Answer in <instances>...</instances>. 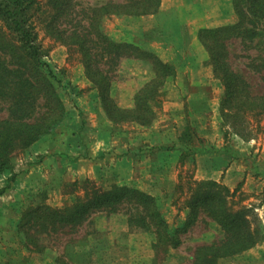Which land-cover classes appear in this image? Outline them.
<instances>
[{
  "label": "rangeland",
  "instance_id": "rangeland-1",
  "mask_svg": "<svg viewBox=\"0 0 264 264\" xmlns=\"http://www.w3.org/2000/svg\"><path fill=\"white\" fill-rule=\"evenodd\" d=\"M107 1L77 3L82 7ZM45 2L41 0L40 6L34 7L32 26L42 61L49 64L58 82L54 85L65 115L52 134L27 148L13 150L6 169L0 172V189H4L0 195V264H188L196 248L219 242L223 237L220 227L206 217L205 208L197 213L196 220H190L193 204L200 201L197 194L213 191L208 183L213 181L196 176L198 166L203 164L197 155H205L204 167L209 170L214 159L208 156L213 152H222L215 159L221 168L230 154L244 152V143H253L257 159L264 152V112L249 104L240 106L225 87L224 76L238 74L246 82L243 88L247 93L264 97V70L256 71L258 63L252 60L257 54L250 42L214 33L238 23L233 0H200L199 5L183 10L182 19L180 12L173 9L160 17L161 23L153 21L155 36L165 33L172 39L181 24V31L186 27L182 40L189 42L187 28L196 20L198 57L205 61V74L210 81L204 87L207 97L203 101H195L174 118L167 115L159 121L162 107L174 90L176 74L174 64L162 63L155 54L157 64H153L162 85L157 89L160 103L151 107L156 117L148 126L114 124L103 113L101 104V111L95 109V101H100L85 77L78 49L56 41L46 32L47 14H42L48 10ZM141 17L109 15L101 27L115 43L136 44L133 36H121L119 32L123 28H137ZM0 28L9 37L2 23ZM221 37L226 38L222 49L226 65L216 71L214 62L218 54L214 43ZM134 61L132 55L122 57L114 72L112 96L117 104L125 99L122 86L132 76L129 68H137ZM7 110L8 106L0 102V119L8 116ZM67 114L76 121V128L68 131L61 129ZM157 120L166 127L152 129ZM171 168L172 175H167ZM230 182L229 179L228 184L217 183L224 189L222 196L234 210H249L246 218L262 239L254 248L222 258L218 264H264V251H258L264 248V161L243 182ZM116 191L126 195L117 210L109 206L92 209L77 231L67 226L48 235L39 231L41 226H32L30 222V215L39 209H47L42 210L44 214L68 216L95 194ZM130 191L154 200L167 233L179 237V247L159 243L154 227L134 220L141 218L142 209L135 210L132 203H126ZM143 221L149 224L148 220ZM19 229L28 232L31 239L23 241Z\"/></svg>",
  "mask_w": 264,
  "mask_h": 264
},
{
  "label": "trees",
  "instance_id": "trees-1",
  "mask_svg": "<svg viewBox=\"0 0 264 264\" xmlns=\"http://www.w3.org/2000/svg\"><path fill=\"white\" fill-rule=\"evenodd\" d=\"M45 1L48 10L42 14H47L46 32L56 41L78 49L85 77L96 90L108 120L114 124L130 122L140 126L150 125L156 117L151 107L160 103L157 89L162 85L155 67L157 60L140 46L111 41L104 34L101 24L109 15L155 14L160 9L161 0H108L96 6L86 4L82 7L77 0ZM40 3L41 0H0V23L9 35H4L0 28V102L8 106V116L0 119V172L6 169L13 150L27 148L52 134L65 115L63 102L54 85L57 82L55 75L49 64L42 61L41 51L36 44L37 34L32 23L34 7L40 6ZM233 6L238 23L214 33L218 36L221 32L227 35L226 38L234 36L248 40L257 54L252 60L254 64L258 63L256 71L264 70V0H233ZM226 38L221 37L214 43L218 54L214 62L216 71L221 65H226L222 52ZM128 54L134 59L149 58L156 63L153 65L157 77L135 94L133 107L125 109L113 99L112 86L119 61ZM227 73L228 70H225ZM224 78L225 87L237 104H249L255 110L264 112V97H252L247 93L243 88L246 85L244 79L238 78V74ZM40 111L42 113L38 114ZM208 183L212 184L213 191L197 194L200 201L193 204L194 214H191L190 220H196L197 213L205 208L206 217L220 227L223 237L219 242L196 248L188 264H218L222 258L254 248L262 239L261 234L251 229V220L246 218L249 210H234L228 205L227 198L222 196V186L214 181ZM3 193L4 189H0V195ZM128 194L131 195L126 203H132L135 210L142 209L141 218L134 220L154 227L159 243L179 247V237L167 233V226L154 200L138 191ZM125 196L118 191L114 194H95L92 200L80 203L68 216L50 212L44 214L42 210L47 209H39L30 215V222L32 226H41L39 231L48 235L56 234L67 226L69 230L77 231L92 209L101 210L109 206L117 210ZM143 220H148L149 224ZM19 234L23 241L31 239L24 230L19 229Z\"/></svg>",
  "mask_w": 264,
  "mask_h": 264
},
{
  "label": "crops",
  "instance_id": "crops-1",
  "mask_svg": "<svg viewBox=\"0 0 264 264\" xmlns=\"http://www.w3.org/2000/svg\"><path fill=\"white\" fill-rule=\"evenodd\" d=\"M199 2L200 0H162L157 15L143 16L140 18V23L137 28H133V30L131 28H123L119 32L121 36H133L135 41L139 43H136L135 45L147 50L152 56H155L156 54V57L159 58L162 63L175 65L176 75L173 80L175 82L174 90L170 93V99L168 102L162 107L159 121L162 119V116L170 115L174 118L175 114L183 111L184 108H189L190 104L198 100L203 101L204 97H207L204 87L210 80L207 81V76L205 74V71L207 70L205 61L198 57L199 45L196 41V20H194L187 28L188 36L191 39L189 42L182 40V36L185 35L182 34V31L185 30L186 27L181 31V24L178 25V28L175 30L176 34L172 39L165 33H159L155 36V32L153 31L156 29L153 22L154 20L158 22L161 21L160 17H165L167 12H171L173 9L175 13L180 12L179 18L182 19L183 10L192 5H199ZM201 5H203V3ZM134 60L135 61L132 64L137 66V68H129L132 76L124 82L122 86L125 99H123V101L119 100V103L117 104L119 107L125 109L132 108L135 94L157 77L153 63L149 58ZM95 109L101 111L100 102L98 104L95 101ZM69 114H67V117L61 126V129L67 131L76 128V121L72 120V115ZM160 126L161 124L158 122L152 129L159 131L158 129ZM161 127L163 128L166 126ZM131 145L133 144L131 143ZM241 148L242 150L244 149L243 151L245 153L243 152L237 155L230 154L229 159H226L225 161L226 165L222 168L215 164V159H218L221 155L219 153L222 152H213L208 156V159H214L213 167L209 166V170H206V167H204V161H206L205 155H197V158L199 161L201 158L203 164L198 166L196 176L200 180H210L216 183L226 184H228L227 181L230 179L231 185L243 182L245 178H248L249 172L257 167V165L260 166V164H262L264 161V152L259 155L257 159L254 154L256 149L253 143H244ZM255 158L257 160V165H255ZM172 171L173 169L171 168L166 172L167 175H172ZM259 250L264 251V248H258V251Z\"/></svg>",
  "mask_w": 264,
  "mask_h": 264
}]
</instances>
